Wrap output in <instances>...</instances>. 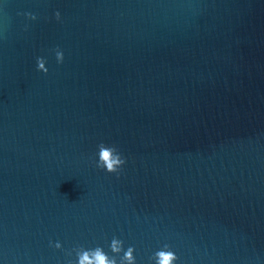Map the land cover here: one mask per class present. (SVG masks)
<instances>
[{
	"label": "water",
	"instance_id": "water-1",
	"mask_svg": "<svg viewBox=\"0 0 264 264\" xmlns=\"http://www.w3.org/2000/svg\"><path fill=\"white\" fill-rule=\"evenodd\" d=\"M97 246L264 264V0H0V264Z\"/></svg>",
	"mask_w": 264,
	"mask_h": 264
},
{
	"label": "clouds",
	"instance_id": "clouds-1",
	"mask_svg": "<svg viewBox=\"0 0 264 264\" xmlns=\"http://www.w3.org/2000/svg\"><path fill=\"white\" fill-rule=\"evenodd\" d=\"M26 16H29L32 19H35V15L32 13H25ZM59 13H57V17L59 18ZM59 57V54H57ZM62 62V60L60 61ZM104 144V143H100ZM100 161L103 164H100ZM98 167L103 168L109 173L117 172L121 165L125 163L124 158L118 152L116 155H113L112 147H101L99 152V160H98ZM117 244L120 247H117ZM123 242L115 237L111 240L109 245L110 251L112 253H117L122 251ZM56 247H60V244L57 243ZM134 251L132 246H129L126 250H123V257L122 260H127L128 264H135V257H133L132 252ZM158 257L157 264H171V261L177 259V256L172 251H158L156 252ZM77 264H117L116 257L113 256L109 259L108 254H106L103 249L99 246L95 247L94 249H86L83 251L78 259Z\"/></svg>",
	"mask_w": 264,
	"mask_h": 264
}]
</instances>
